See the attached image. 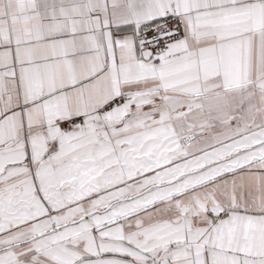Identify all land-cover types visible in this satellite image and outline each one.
Segmentation results:
<instances>
[{
	"label": "snow or ice",
	"instance_id": "snow-or-ice-1",
	"mask_svg": "<svg viewBox=\"0 0 264 264\" xmlns=\"http://www.w3.org/2000/svg\"><path fill=\"white\" fill-rule=\"evenodd\" d=\"M0 264H264V0H0Z\"/></svg>",
	"mask_w": 264,
	"mask_h": 264
}]
</instances>
